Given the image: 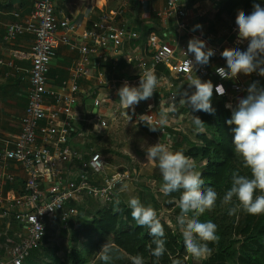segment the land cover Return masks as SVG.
Returning a JSON list of instances; mask_svg holds the SVG:
<instances>
[{
    "label": "built area",
    "instance_id": "obj_1",
    "mask_svg": "<svg viewBox=\"0 0 264 264\" xmlns=\"http://www.w3.org/2000/svg\"><path fill=\"white\" fill-rule=\"evenodd\" d=\"M56 1L36 0L32 12L24 18L15 13L14 17L18 21L7 25L3 36L5 43L14 46L19 38L29 35L33 38V45L28 55L12 48L11 58L8 61L0 60V66L9 68L7 76H16L20 81L28 83V104L20 122L19 134L12 147L0 153V209L7 226L13 220L23 228L24 235L18 241L7 242V257L0 264H25L34 252L40 251L52 225L58 235L62 231L76 228L79 205L84 200H92L103 207L110 206L114 204L123 183L132 184L136 181L128 172L108 174L107 165L100 153L92 151L83 154L71 147V140L77 132L72 124L73 118L64 112L61 105L71 107L76 104L78 82L96 75L109 49L116 50L127 40L139 39L137 32L116 25L124 8L132 3L143 7L151 0H122L123 4L119 8L102 14L93 22L91 30L86 32L84 42L72 39L75 28L68 17L57 12ZM155 14L165 28L170 27L172 20L178 35L189 32L184 0H166V6ZM61 45L76 52L78 59L70 80L62 84L60 91H52L47 88V78ZM149 48L152 52L150 61L142 58L138 62L142 71L152 70L155 75V68L164 65L178 81L197 75L202 81L211 80L213 84L232 82L230 87L236 94L245 90L239 78L226 80L216 73V68L224 66H216L214 69L208 65L201 66L194 74L189 59L175 61L172 46L160 43L155 35L149 37ZM25 60L30 62L29 68L17 64ZM96 82L99 86L105 85L102 73L97 75ZM125 83L136 86L130 82ZM168 87L169 101L164 105L166 108L177 99L172 85ZM48 97L55 103L49 107L46 103ZM107 98L109 101L110 97ZM108 101L95 99L93 107L99 109ZM122 111L125 109L118 106L115 114ZM128 113L131 117L128 116L129 119L138 126H146L139 120L140 116L154 115L149 107H143L141 111L135 109L134 114L132 110ZM98 123L104 127L101 126L99 132L107 129L105 120L99 118ZM159 134L163 136L165 132L161 130ZM10 163L22 169L26 176L19 197L8 198L2 192L6 185L15 182V175L10 172ZM122 173H127V176L116 179Z\"/></svg>",
    "mask_w": 264,
    "mask_h": 264
},
{
    "label": "clouds",
    "instance_id": "obj_2",
    "mask_svg": "<svg viewBox=\"0 0 264 264\" xmlns=\"http://www.w3.org/2000/svg\"><path fill=\"white\" fill-rule=\"evenodd\" d=\"M235 23L238 32L237 43L247 41V46L246 48H225L221 57L226 60L227 67L216 68V73L226 80H235L241 74L250 76L257 73L264 76V6L254 3L250 13L239 10ZM185 54L194 55V61L189 59L188 63L195 69L197 65L207 66L215 55V50L207 48L204 40L193 37L188 42ZM187 79L189 88H194L195 91L191 95L185 91L179 103L190 106L193 112L203 111L214 114L215 109L212 106L214 92L220 96L225 95L224 86L214 85L211 80L202 81L197 75L189 76ZM157 85L158 79L152 70L140 73L138 86L125 83L118 90L119 104L126 110L125 114L128 115L129 109L134 114L135 107L141 101L151 99ZM246 92L247 94L239 99L231 118L227 121L229 125H235L233 152L239 162V167L231 173V187L220 200L221 207L228 206L229 216H236L239 212L252 216L264 215V87H260L259 82L254 81L248 86ZM173 111H175V104L168 108H161L155 117L142 115L139 120L150 131H161L168 126L169 113ZM193 124L197 132L204 131L205 123L198 116H193ZM101 126L102 124L95 126L97 132L100 131ZM146 160L147 163L155 164L160 171L162 176L160 193L164 196L180 193L178 199L173 198L170 202L175 203L180 209L176 222L180 228L187 257L199 261L211 255L212 249L209 245L219 239L217 226L211 221H201L200 217L216 208L217 192L211 188L204 190L205 182L201 173L196 170L192 157L185 155L182 151L169 150L166 143L158 142L149 146L146 151ZM242 170H246L247 174H242ZM123 176H127V173L120 174L116 179ZM127 190L128 184L123 183L119 193ZM119 193L116 194L114 202L117 211L121 203ZM126 205L130 209L131 218L136 226L147 229L152 237L154 247L150 246L149 250L158 261L165 254L166 241L164 226L156 209L143 204L135 196L128 198ZM113 254V245L106 240L98 252L99 259L104 264H111ZM132 264H144L143 257L141 255L132 257ZM173 264H180V261L176 260Z\"/></svg>",
    "mask_w": 264,
    "mask_h": 264
},
{
    "label": "crops",
    "instance_id": "obj_3",
    "mask_svg": "<svg viewBox=\"0 0 264 264\" xmlns=\"http://www.w3.org/2000/svg\"><path fill=\"white\" fill-rule=\"evenodd\" d=\"M35 1L0 0V60L8 61L11 58L10 51L12 48L25 53V55L31 53L33 45L32 36L27 35L19 38L14 46L5 43L3 36L6 26L18 21L14 17V14L19 13L22 18L28 16L33 10ZM220 2L221 0H184L185 20L189 27V32L182 35H178L175 32L172 20L170 21V27L165 28L156 18L155 12L162 10L166 6V0H151L143 7L132 3L124 8L125 11L116 26H124L130 31L137 32L139 39L127 40L119 49H109L105 54L102 67L96 75L78 82L79 93L75 95L77 99L76 104L71 107L65 104L61 105L64 112L73 118L72 124L77 132L71 140V147L83 154H90L92 152V147L84 144V142L90 140L91 136H101L106 130L97 132L95 126L99 124V118L105 120L115 114L116 107L120 106L118 90L124 85L123 83L130 82L134 85L139 84L140 73L143 71L138 67V62L142 58L145 61H150L151 59L152 52L149 48V37L151 35H155L160 43H168L172 46L175 51V61L184 59L194 61L193 54H188L187 56L185 53L187 52L189 40L193 37H198L206 42L207 48L215 50V55L210 59L208 66L211 69H214L216 66L227 67L226 60L221 57L222 51L225 48H246L247 41L237 43V26L228 29L223 26L224 24L213 22ZM56 4L57 12L68 17L75 28L72 39L84 42L86 32L91 30L93 22L99 17L96 15V4L94 0H57ZM118 4L119 8L123 4V1L119 0ZM197 25H201L202 27L196 28L195 26ZM208 28L209 31L207 30ZM77 59V53L70 51L67 46L61 45L58 48L48 73L47 88L49 90H61L62 84L70 80L71 72L77 63ZM17 64L25 68H29L30 66L28 60L19 61ZM200 68L201 66L197 65L194 69V74ZM8 71L9 68L0 66V153L3 149L12 147L15 138L19 134L20 122L28 104V83L20 81L16 76H7ZM100 73L103 74L106 80L105 85L101 86L96 82L97 75ZM162 78L163 80H161ZM187 78L178 81L171 74L170 77L160 75V77H157L159 86L155 90V93L158 94L155 95L154 93V96L148 101H141L135 109L141 111L143 107H149L151 104L153 106L156 105V109H159L163 108L165 104H168L169 92L167 89L169 90V87L166 88L164 86V81L172 85V91L177 97L176 100L182 98V94L185 91L191 95L195 89L189 88ZM238 78L245 88L241 94H236L232 91L230 87L232 82L222 84L226 89L224 95L227 101L226 105H231V107H227L230 111H233L238 105L239 99L247 94L246 90L248 87L246 85H251L254 81L261 83V80L264 83V76L257 73H253L250 76L241 74ZM214 85H220V83L214 82ZM113 86L115 89H111ZM159 90L163 91L161 92ZM67 93L69 94L68 90ZM165 93L166 95L164 96ZM107 96L110 97L109 101ZM95 99H107L108 102L104 103L99 109H96L93 107V101ZM46 103L48 107L49 105L55 104L54 100L50 97L46 99ZM188 107L186 105L184 109L186 110ZM195 165L196 170L201 173L205 163L195 162ZM10 172L15 175V182L11 185H6L2 189V192L8 198L19 197L22 194L26 176L22 169L14 163H10ZM157 183L160 186L162 184V182ZM132 184L138 187L137 181ZM161 195L163 197L162 193ZM6 206L8 207V205ZM23 235V228L13 220L7 226L3 218V212L0 209V261L5 260L7 257V242L18 241Z\"/></svg>",
    "mask_w": 264,
    "mask_h": 264
},
{
    "label": "trees",
    "instance_id": "obj_4",
    "mask_svg": "<svg viewBox=\"0 0 264 264\" xmlns=\"http://www.w3.org/2000/svg\"><path fill=\"white\" fill-rule=\"evenodd\" d=\"M254 3L264 6V0H221L213 22L226 24L231 29L236 26L238 11L250 13ZM160 75L170 77V72L164 65L155 68V76ZM259 86L264 87L262 80ZM226 102L224 95L220 96L214 92L212 99L214 114L193 112L189 106L186 110L192 120L193 116H198L205 123L204 131L191 133L192 140L181 134L170 135L173 140L171 151H182L192 157L194 162L205 163L201 171L205 182L204 190L211 188L218 195L216 208L200 217L201 221H211L217 226L219 237L215 243L209 245L212 249L211 255L205 257L201 264H264V215L252 216L239 212L236 216H229L228 206H220V200L231 187V173L239 167L233 152L235 125L227 123L232 111L227 109ZM144 127L149 129L147 126ZM156 169V174L151 178L162 182L158 167ZM242 174H247L246 170H242ZM179 195V192L171 196L163 195L166 205L164 210L173 214L175 224L180 209L170 201L173 198L178 199ZM120 200L119 211L115 210V203L106 207L93 205L90 201L79 205L76 228L61 233L73 238V247L67 261H61L58 256H54L44 264H104L99 259L98 252L106 240L114 249L111 264H132V257L137 255L143 257L144 264H173L176 260H179L180 264H193V258L186 255L182 236L178 232L179 225L177 224L174 230L161 218L165 231L166 251L157 261L149 250L150 246L154 245L148 230L136 226L131 218L130 209L122 197ZM87 208L91 211L84 216ZM48 241L49 234H46L40 250L48 246ZM78 243L84 244V247L79 248Z\"/></svg>",
    "mask_w": 264,
    "mask_h": 264
},
{
    "label": "rangeland",
    "instance_id": "obj_5",
    "mask_svg": "<svg viewBox=\"0 0 264 264\" xmlns=\"http://www.w3.org/2000/svg\"><path fill=\"white\" fill-rule=\"evenodd\" d=\"M94 2L96 4L95 11L97 16L114 11L119 6V0H94ZM223 26L230 29L226 24ZM207 30L209 31V28ZM138 85L136 84V86ZM168 85V83H165L164 86L167 88ZM158 86L156 89H158ZM159 91L162 92L163 90ZM173 103L175 104V111L169 113V124L162 129L165 132L163 135L165 140H163V136H160L159 131L153 132L150 129H145L144 126L136 125L125 114L126 111H122L105 119L107 129L101 136H91L90 140L85 141L84 144L90 145L93 152L102 155L107 165L108 174L118 171L128 172L138 182V187L129 184L128 190L121 195L125 204L128 198L132 196L138 197L143 204L150 205L156 209L159 219H164L175 230L177 224L174 222L173 214L164 210L166 205L165 199L159 191L160 185L151 178L156 174L157 166L147 163L146 160V151L149 146L161 142L166 143L169 150H171L173 140L170 135L181 134L192 140L191 133L197 131L191 116L184 109V106L179 103V100H174ZM150 109L151 113L156 116L161 108L156 109V105L153 106L151 104ZM185 148H188V146H185ZM89 201L93 205H97L92 200H84L81 204ZM90 211L87 208V213L84 216H87ZM178 229L181 235L180 228ZM48 234V247L43 248L39 253L31 255L25 264H44L49 259L52 260L54 256H58L61 261H67V257L73 247V238L64 234H55L53 225L49 228ZM78 246L79 248H83L84 244L78 243ZM204 259L199 261L193 259V264H201Z\"/></svg>",
    "mask_w": 264,
    "mask_h": 264
},
{
    "label": "water",
    "instance_id": "obj_6",
    "mask_svg": "<svg viewBox=\"0 0 264 264\" xmlns=\"http://www.w3.org/2000/svg\"><path fill=\"white\" fill-rule=\"evenodd\" d=\"M247 87L249 86V84L248 85H246ZM163 140H165V137L163 136Z\"/></svg>",
    "mask_w": 264,
    "mask_h": 264
}]
</instances>
